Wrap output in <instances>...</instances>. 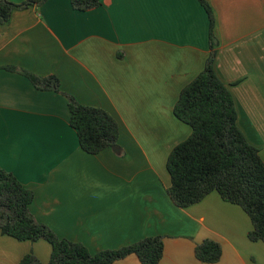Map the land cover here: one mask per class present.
<instances>
[{
  "label": "crops",
  "instance_id": "crops-1",
  "mask_svg": "<svg viewBox=\"0 0 264 264\" xmlns=\"http://www.w3.org/2000/svg\"><path fill=\"white\" fill-rule=\"evenodd\" d=\"M101 1L81 12L71 0H46L0 24V170L35 193L37 222L92 255L162 236L159 264H208L195 255L205 240L222 246L215 264H264V243L249 239L253 226L241 207L213 192L182 209L167 192L168 157L192 133L174 106L212 51L207 12L198 0ZM207 1L216 20L215 72L264 163V0ZM6 66L55 75L78 103L106 110L120 127L117 145L85 153L69 99ZM51 251L44 240L0 233V264L31 252L46 264ZM113 264L142 263L130 255Z\"/></svg>",
  "mask_w": 264,
  "mask_h": 264
},
{
  "label": "trees",
  "instance_id": "trees-1",
  "mask_svg": "<svg viewBox=\"0 0 264 264\" xmlns=\"http://www.w3.org/2000/svg\"><path fill=\"white\" fill-rule=\"evenodd\" d=\"M46 0H28L17 5L0 0V24L9 21L16 9ZM209 18L211 54L205 69L180 93L174 106L175 117L191 127L188 139L177 145L167 160L171 184L167 189L173 203L182 209L203 201L216 192L223 201L241 207L252 222L248 237L264 243V163L257 147L250 144L237 123V110L231 92L217 76L215 16L207 0H198ZM81 12L99 8L101 0H71ZM3 69L25 76L39 90L55 91L69 99L70 125L77 132L81 149L98 155L117 145L120 127L106 110L85 106L63 92L55 75L38 76L14 66ZM35 193L11 172L0 170V233L18 241L44 240L51 247L46 264H113L130 255L142 264H159L164 254L162 236L147 237L116 250L92 255L82 243L62 239L47 225L36 221L30 207ZM219 242L205 240L195 248L197 259L215 264L221 260ZM18 264H43L31 252Z\"/></svg>",
  "mask_w": 264,
  "mask_h": 264
}]
</instances>
